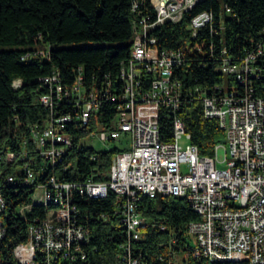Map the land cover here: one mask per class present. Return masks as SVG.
<instances>
[{
    "label": "built area",
    "instance_id": "1",
    "mask_svg": "<svg viewBox=\"0 0 264 264\" xmlns=\"http://www.w3.org/2000/svg\"><path fill=\"white\" fill-rule=\"evenodd\" d=\"M201 1L151 0L154 12L145 9L136 15L131 53L120 68L119 90L112 88L110 79L103 89H87L81 73L71 87L62 84L58 71L39 77L51 89L41 95V101L50 107L71 105V109L53 114L39 135L42 161L38 170L24 150L21 154H6L8 162L20 157L15 173L3 178L0 173L3 185L13 187L15 194L37 183L29 198L17 205L16 214L27 219L36 205L44 206V213H36L29 222L28 240L14 247L15 256L24 264H150L145 252L133 243L142 240L150 226L160 224L166 229V224L147 218L140 207L144 195L187 198L199 216L189 222V242L184 243L194 257L264 264V98L256 94L254 87L264 45H253L240 59L229 54L226 46L219 55L212 49V56L221 60L216 69L232 76L239 86L225 81L192 87L179 74L189 72L193 55L202 52L205 44L188 39L180 47L160 48L154 34L166 21H181ZM140 4L144 0H135L134 10ZM212 20V12H199L187 29L196 37ZM21 84L20 78L14 81L15 87ZM194 98L202 101L207 117L219 119L225 131L226 142L216 145L213 156L201 154L191 141L185 147L180 143L183 137L190 140L191 132L179 116V109ZM104 100L114 102V115L107 126L91 130L88 135L104 142L122 140L124 134L131 136L130 146L113 154L107 179H97L96 169L84 180H68L55 174L46 177L48 169L63 160L73 143L67 125L88 128ZM162 109L174 115L169 140H164L161 133ZM220 147L225 150L222 160L217 155ZM220 161L227 166L219 167ZM3 185L0 183V246L7 232L4 211L9 203ZM111 193L116 197L112 212L116 232L111 237L120 232L122 240L114 261L94 262L87 218L105 219L107 212L83 211L80 203ZM176 243L178 235L174 232L165 264H185L188 253L175 249ZM159 260L164 258L159 256Z\"/></svg>",
    "mask_w": 264,
    "mask_h": 264
},
{
    "label": "trees",
    "instance_id": "2",
    "mask_svg": "<svg viewBox=\"0 0 264 264\" xmlns=\"http://www.w3.org/2000/svg\"><path fill=\"white\" fill-rule=\"evenodd\" d=\"M135 0H0V173L2 178L15 173L20 157L8 162L6 154L27 152L28 160L38 170L42 157L38 148L39 135L47 122L65 107H50L40 97L51 89L39 77L60 73L62 84L71 87L78 75H83L87 89L106 87L119 90L120 68L129 57L134 39V18L141 10L154 12L151 0H144L134 10ZM230 8V11L227 9ZM213 13L212 22L201 28L196 37L187 29L192 17L199 12ZM160 48L180 47L191 39L205 44L204 50L193 55L187 73L179 74L188 85L204 87L225 81L239 86L229 75L218 71L221 60L216 55L226 46L228 53L240 59L253 45H264V0H202L186 12L181 21H166L154 31ZM40 51H44L41 53ZM259 77L254 78L256 94L264 98V52L258 60ZM107 76V77H106ZM20 78L22 84L14 86ZM114 102L104 100L89 123V127L68 124L66 131L73 136V143L57 165L48 169V174L68 180H84L96 169L97 179H107L113 154L119 148L96 150L82 142L91 130L107 126L115 111ZM62 106V105H61ZM179 116L191 132L190 141L199 152L214 155L215 147L225 139V131L217 118L207 117L200 99L185 101ZM174 115L162 109L160 127L164 140L173 135ZM95 156V158H93ZM45 177V178H46ZM0 183L3 185V179ZM45 178L41 177V180ZM37 183L14 193L13 187L3 185L9 200L4 211L7 232L0 246L3 264H24L14 254L16 244L28 240V226L32 217L44 213V206L36 205L28 218L15 213L19 203L27 200ZM115 194L105 198L81 201L83 211L107 212V218L88 217L92 232L90 255L94 262L114 261L117 246L122 238L116 235L115 217L112 215ZM141 210L148 219L166 224L149 227L145 237L133 243L145 252L150 264H165L169 257L170 236L177 233L178 243L173 247L188 253L185 264H249L246 259L212 261L207 257H194L184 243L189 242L187 226L199 218L186 197L175 195H144ZM96 248V250H94ZM162 256L164 260H159Z\"/></svg>",
    "mask_w": 264,
    "mask_h": 264
},
{
    "label": "rangeland",
    "instance_id": "3",
    "mask_svg": "<svg viewBox=\"0 0 264 264\" xmlns=\"http://www.w3.org/2000/svg\"><path fill=\"white\" fill-rule=\"evenodd\" d=\"M130 139H131L130 135L124 134L122 136V140H116V141L112 140V141L104 142L103 140L99 139L96 136L87 135L86 137H84L82 139V142H85V143L93 146L96 150L101 151V150H110V149H113L115 147L119 148V149L124 148V147H128V146H130ZM223 142H226V138L223 140ZM180 143L183 145V147H185L188 143H190V140L183 137V138H181ZM217 155H218V158H220L221 160L224 159L225 150L223 147H220ZM218 165H219V167H226L227 163L225 161H220L218 163ZM183 170L184 171L186 170L185 165L183 166Z\"/></svg>",
    "mask_w": 264,
    "mask_h": 264
}]
</instances>
